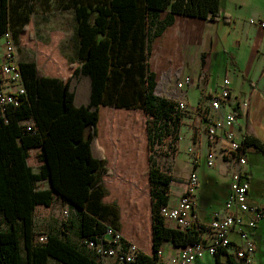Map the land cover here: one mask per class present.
I'll use <instances>...</instances> for the list:
<instances>
[{
    "label": "trees",
    "instance_id": "16d2710c",
    "mask_svg": "<svg viewBox=\"0 0 264 264\" xmlns=\"http://www.w3.org/2000/svg\"><path fill=\"white\" fill-rule=\"evenodd\" d=\"M40 1L46 7L47 0ZM37 3L0 0V37L11 29L17 41ZM222 5L223 0H61L77 15L83 61L72 66L68 78L47 76L35 61L20 63L27 94L18 95L19 105L0 112V264H49L51 259L101 264L58 233H49L45 242L36 240V208L62 199L76 216L78 238L101 233L106 224L119 227L114 206L104 201L109 191L102 179L112 171L98 142L101 106L141 108L152 116L157 127L147 124L149 152L156 136L158 142L172 133L177 138L183 116L175 100L156 94L157 74L148 60L176 14L216 20L226 15ZM129 121L127 133L137 135L135 120ZM133 137L127 141L138 143ZM244 147L264 152L260 140L249 134ZM31 149L40 150L39 172L28 164ZM149 179L153 253L141 252L137 264H156L166 243L185 247L205 241L197 229L180 230L161 215L171 200L174 176L151 153ZM43 181L51 186H39ZM207 227L201 224V230ZM223 257L231 261L227 252L218 251L217 261Z\"/></svg>",
    "mask_w": 264,
    "mask_h": 264
},
{
    "label": "crops",
    "instance_id": "0c3cea01",
    "mask_svg": "<svg viewBox=\"0 0 264 264\" xmlns=\"http://www.w3.org/2000/svg\"><path fill=\"white\" fill-rule=\"evenodd\" d=\"M44 8L46 11L45 19L41 18V20L35 21V13H33L28 29L20 33L17 40V58L20 63L37 62L47 76L68 78L73 71L72 66H77L83 61L80 56L77 15L72 9H64L61 6V0H49V2L47 0V5ZM222 8L226 15L216 20L176 14L173 23L168 26L163 35L154 44L151 57H153L157 68H152V70L157 72L158 68L161 67L164 79L169 76L172 77L171 87L174 86L176 78L179 77L181 79L186 75L193 76L196 85L183 91L186 94L189 113L183 118L182 123L183 126L187 127L186 138H189L190 145L197 139V136L203 131L205 126L204 121L200 119L198 114V105L201 99L198 76L205 65L209 69L207 90L211 93L219 90L222 79L225 76H228L231 80V98L226 108H223L222 111L236 110L238 112V126L236 129L238 137L249 134L260 140L264 147V27L250 22V19L264 20V0H223ZM40 12L38 14H41ZM68 16L70 18L69 22H67ZM41 21H43L41 26L44 24L45 36L40 37L45 39V43L39 42L40 40L38 39H36L35 43L33 39H30L33 34L29 32L32 31L35 22ZM15 28L18 29V25ZM28 33L29 39L26 38ZM2 39L0 41V55L3 52L4 38L2 37ZM15 89V85L0 80V90L12 92ZM192 89L196 91L195 96L190 94ZM246 100L249 102L247 109L241 106V103ZM100 116L102 117V106ZM98 129V142L104 149L106 162L108 160L106 153L113 156L114 162L119 165L124 162V157L130 149L138 150L139 143L128 142V139L124 138L121 140L104 138L101 125L99 127V124ZM134 144L136 147L132 146ZM146 149L147 153H149L148 141L146 142ZM34 152L37 153L36 158L39 163L37 166L31 164V160L35 159L34 156H31ZM39 152V149H31V155L28 158V164L34 172H39L43 164L38 158ZM202 164L206 165L203 157L197 167L200 185L196 211L200 216L201 223L208 226L213 212L223 208L230 191L232 179L231 169L222 159L218 160L215 167L208 168L210 170L209 173L200 171ZM108 168L114 173L110 166ZM245 169L251 185L249 192L250 201L253 204L262 205L264 210V152L249 148ZM105 178L102 183L108 189L109 195L104 198V201L113 205L118 202L117 196L121 193V195L126 194V191L124 187L121 190L117 189V191L116 188L118 187L114 185L115 182H111L110 185L113 186L114 190L111 189L110 186L108 187ZM128 179H125L124 183L139 187L138 184L133 182V178ZM184 182L185 180L179 181L182 186L180 195L185 189ZM50 186L51 183L45 181V185L41 187L49 188ZM171 187L170 192H172ZM108 198L111 200H107ZM130 199L132 200V197ZM135 199L136 196L134 201ZM178 199L175 201L178 202ZM170 203L172 202L170 201ZM39 206L41 205L37 207ZM167 222L170 226H173L171 222ZM121 224L122 215L118 225L125 238L136 243L141 248V252L152 255L153 245L150 249H145L134 233H126L121 229ZM253 234L256 245L254 264H264V213L253 230ZM203 236L204 242L210 244L209 234L204 233ZM230 238L232 247L227 253L230 256V262H232L236 247L241 244L237 228L232 231ZM183 248L166 243L163 247V261H167L171 256L178 254ZM215 261H217L216 256L206 254L204 259L197 260V264H213ZM221 261H227V259L223 257ZM51 262L63 264L55 259H51Z\"/></svg>",
    "mask_w": 264,
    "mask_h": 264
},
{
    "label": "built area",
    "instance_id": "2783aa9c",
    "mask_svg": "<svg viewBox=\"0 0 264 264\" xmlns=\"http://www.w3.org/2000/svg\"><path fill=\"white\" fill-rule=\"evenodd\" d=\"M250 22L264 27V20L250 19ZM3 38V52L0 55V80L15 85L16 89L12 92L0 90V112H3L10 104L19 105L18 95L27 94L20 62L17 58V41L12 30H7ZM208 80L209 69L204 65L198 76V87L201 94L198 114L205 126L188 148L192 168L185 179V189L176 205L169 202L162 206L161 215L171 222L173 227L180 230L197 229L203 239L204 233H208L211 243L207 244L202 241L187 245L167 261L162 259L164 254L163 248H161L156 264H197V260L204 259L206 254L216 256L218 251L228 252L232 247L230 234L235 228L239 232L241 244L236 247L234 260L232 262L228 260L215 261L213 264H254L256 245L253 230L263 217L264 210L262 205L251 203L249 198L251 185L245 169L248 150L244 147L247 134L241 137L237 135L238 112L236 110L222 111L231 98L230 78L225 76L219 90L214 93L207 90ZM171 82V76L163 78L156 91L158 90L159 96L177 102L176 112L182 114L183 122V118L189 113L186 94L183 91L186 88L194 87L195 80L193 76L186 75L181 79L176 78L173 87H171ZM248 104L249 102L246 100L241 103V106L247 109ZM182 122L176 142L184 139L181 131ZM29 129H31L30 126ZM202 157L208 168L215 167L218 160L222 159L230 167L232 179L223 208L213 212L211 222L205 230H201L202 223L196 211L200 185L197 167ZM165 161L168 165L170 164L168 158H165ZM70 212L69 209L65 210L67 218L70 217ZM46 240V235L39 237L40 242ZM78 244L82 250L101 264H137L141 256V248L126 239L119 227L113 224H106L105 230L101 233L81 236Z\"/></svg>",
    "mask_w": 264,
    "mask_h": 264
},
{
    "label": "rangeland",
    "instance_id": "374dc122",
    "mask_svg": "<svg viewBox=\"0 0 264 264\" xmlns=\"http://www.w3.org/2000/svg\"><path fill=\"white\" fill-rule=\"evenodd\" d=\"M35 1L36 0H34V2ZM37 1L38 3L36 4L34 15V18H36L35 21H39L41 18L45 19L46 17V11L44 8L45 3H40V0ZM38 12L41 14H38ZM69 21L70 18L68 16L67 22ZM42 22L43 21L37 23L35 22L32 31L29 32L33 34V37L30 39H33L35 43L37 41L36 39L40 40L39 42L45 43V39L40 37L45 36L44 24L41 26ZM29 33L26 35L27 39H29ZM2 40V37H0V41ZM148 62L151 69L157 68L153 57H150ZM162 73V68L159 67L158 71L156 72L158 84L162 81ZM156 94L159 95L158 90L156 91ZM190 94L195 96L196 91L192 89ZM108 101L109 97L106 98V102ZM132 119L135 120L134 124L138 127L137 135L136 133L134 135L127 133V125L130 123L129 120ZM147 124H150L153 128L157 127L155 125L154 118L141 108L120 109L111 105H102V117L99 127L101 125L104 138L121 140L122 138L128 139L134 136L133 138L139 143L138 150L130 149L124 157V162L119 165L114 162L115 160L112 158L113 156L106 153L108 157V166H110L114 171L112 175L105 176L106 178L104 177L108 187L110 186L111 189L114 190L113 186L110 184L111 182H115L114 185L118 187L116 190H121L124 187L126 191V194L121 195V193L119 196H117L118 202L113 204L114 207L112 210L119 217L122 215L121 229L126 233H134L141 241L143 247L145 249H150L152 247V207L149 192L148 156L151 153L158 166L163 171L171 173L174 176V181L171 184V202L174 204L175 202L177 203L175 200L178 199L180 195V189L182 187L179 181L185 180L190 172L191 156L188 152L190 141L188 137L186 138V126H182L181 128V131L184 135V139L182 141L176 142L174 133L170 134L164 141L160 142H158L156 136L155 141L153 142L152 151L147 153ZM132 146L136 147L135 144ZM36 152L32 153L33 155H31L35 157L34 160H31V164L35 166L39 164L38 159L36 158ZM165 158L170 160L169 165L166 163L167 161H165ZM200 171H205L206 173L210 172L208 167H206L204 164H202ZM104 178L102 180H104ZM128 178H133V182L138 184L139 187L135 185L130 186V184L124 183V180ZM43 185H45V181L39 182V186ZM135 196L136 199L134 201ZM129 197H132V200ZM107 200L111 199L108 198ZM67 209L71 211L69 218H67L65 215V210ZM34 221L37 232L36 240L40 236H47L49 233L54 232L65 238H69L74 243L78 244L79 238L77 229L73 224L76 222V216L73 214L68 204L62 199L57 198L49 207L44 205L37 207L34 215ZM50 264L54 263L51 262Z\"/></svg>",
    "mask_w": 264,
    "mask_h": 264
}]
</instances>
